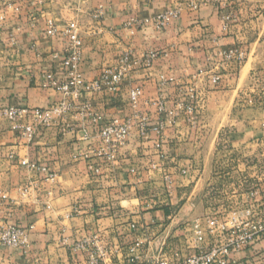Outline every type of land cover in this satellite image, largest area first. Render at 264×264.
I'll use <instances>...</instances> for the list:
<instances>
[{"label": "crops", "instance_id": "crops-1", "mask_svg": "<svg viewBox=\"0 0 264 264\" xmlns=\"http://www.w3.org/2000/svg\"><path fill=\"white\" fill-rule=\"evenodd\" d=\"M67 6L0 0V110H21L15 122L0 115V222L25 227L29 241L27 249L0 248V264H87L70 244L93 232L107 264H131L127 250L136 240L140 264L175 262L196 251L195 225L202 248L221 226L247 228L238 219L243 209H264L262 190L243 188L244 178L262 179L260 160L244 159L253 157L245 149L259 147L260 124L242 129V114L224 110L236 105L243 74L264 61V0H78L81 74L92 81L126 59L124 77L116 92L70 98L68 112L42 123L32 109L64 99L46 75L63 80ZM170 9L177 14L164 29L140 25ZM51 18L55 35L45 31ZM233 50L244 58L225 55ZM134 88L141 89L137 108ZM191 90L194 109L177 110ZM125 121L123 144L102 139L104 126ZM253 243L238 258L252 262L264 241Z\"/></svg>", "mask_w": 264, "mask_h": 264}, {"label": "built area", "instance_id": "built-area-1", "mask_svg": "<svg viewBox=\"0 0 264 264\" xmlns=\"http://www.w3.org/2000/svg\"><path fill=\"white\" fill-rule=\"evenodd\" d=\"M41 2V0H39ZM102 12L97 11L95 17H100ZM177 11L170 9L165 12L159 13L151 18H145L140 22L143 26L148 23H152L157 30L164 29L171 20L176 16ZM79 26L76 20L69 21L65 24V27L61 31L67 38V48L61 55L63 71V80L58 81L52 74L46 75V83L50 87L60 91L64 95V99L52 104L48 108H34L32 109V115L42 123H48L54 115L64 114L68 112L72 106L71 99H76L82 96L86 92L99 91L102 89L110 92H116L123 80L125 72L126 59L122 60V64L119 66L107 67L101 74L92 81H86L80 72L81 55L83 49V40L79 33ZM45 31L48 35H55L57 28L54 19H47ZM236 55L237 58H242L243 54L240 51H229L226 55ZM218 77L213 78L216 82ZM141 95L140 88H134L129 93L130 103L132 107L138 105L139 97ZM193 98V94H190ZM191 110V106L187 107ZM21 110L16 107L9 106L0 110V115H3L7 119L15 122L16 117ZM98 117L94 118L96 121ZM19 125L14 123L13 127L17 128ZM23 129V133L27 137L33 135L32 125L26 124L20 126ZM130 130L129 122L111 123L104 126L100 135L102 139L111 145H121L124 143ZM22 165H26L25 160L21 161ZM44 169V168H42ZM48 178L53 179L54 174L48 173ZM2 197H5L4 195ZM247 214L250 210L246 211ZM196 228V245L197 250L175 262L166 260L165 258H159L155 264H258L256 261L250 262L248 259L242 260L238 258L237 254L245 247L248 246L253 237L258 236L264 230V225H254L250 227V232L245 227L236 225L230 229H226L224 226L215 232L216 237L212 240L206 248L200 247V244L204 241L202 231L198 225ZM141 246V242L136 240L131 246L128 247L127 259L131 264H140V256L138 250ZM12 247L18 249H27L29 247L27 229L16 223L0 222V248ZM70 248L73 252H84L87 256V264H107L108 251L103 245V241L98 233H89L83 238H80L70 244ZM248 260V261H247Z\"/></svg>", "mask_w": 264, "mask_h": 264}, {"label": "rangeland", "instance_id": "rangeland-1", "mask_svg": "<svg viewBox=\"0 0 264 264\" xmlns=\"http://www.w3.org/2000/svg\"><path fill=\"white\" fill-rule=\"evenodd\" d=\"M57 1H60L61 4L63 5L68 4L66 11L71 14V19L69 21L76 20V18L73 16L74 11L72 7L74 4L77 3L78 0H57ZM226 56L233 57L234 55L227 54ZM243 58H244V54L242 58H237V59L239 61V60H242ZM257 66H260L259 69H254V70H251L249 73L246 72L243 74L242 76L243 85L241 86L242 91L239 93L236 105L233 108L232 107L230 108L229 105H226L224 111L228 112L231 110L233 111L234 114H242L244 118L241 124L242 129H245V128H248L254 125L258 126L260 124L261 135L259 136L258 141L255 142L259 144V147L257 150L256 149L254 150L255 148L254 146H250L248 147V149H245L244 154L245 153L252 154L253 152V157L251 158L250 156H247V157H244V159L249 160L248 161L249 165L251 164V159L254 160L253 163H256V159L260 160L259 166L256 169H257V172L260 178L262 179H260L259 181H251L248 178H244L243 188H244V191H249V192L251 190L254 191V189L256 188H260L262 190L261 193L264 197V61L258 63ZM216 76L217 75H215L213 78H215ZM217 77L219 80V76ZM213 78H212V82L216 83L218 80L214 82ZM190 94H193V98L190 97ZM190 94H189V99L187 102L183 104L182 103L178 104L177 110L179 108H183L185 111L191 112L194 109V105H195L194 101H196L197 99L196 92L194 90H191ZM188 106H191L192 109L188 110L187 108ZM133 108H137V106ZM251 114H258L257 115L258 119L256 123H250V120H253V121L255 120L250 117L252 116ZM253 118H257V117L255 116ZM160 128H161V125H159V129ZM247 210H250L249 214L246 213ZM238 219H241L244 221V223L248 224L247 228L245 229L250 232L251 226H254V225L256 226L259 224L264 225V209L256 212L255 210L252 209V207H247L243 209V212L238 216ZM252 241L254 242L253 244L264 241V230L258 236L255 235ZM263 246L264 245H262V248L253 255V258H254L253 260L256 261L258 264H264V249H263L264 247Z\"/></svg>", "mask_w": 264, "mask_h": 264}]
</instances>
